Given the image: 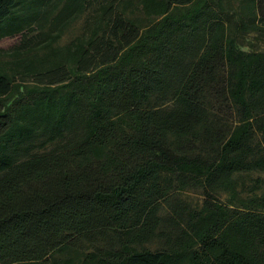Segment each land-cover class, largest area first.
Returning a JSON list of instances; mask_svg holds the SVG:
<instances>
[{"label": "trees", "instance_id": "16d2710c", "mask_svg": "<svg viewBox=\"0 0 264 264\" xmlns=\"http://www.w3.org/2000/svg\"><path fill=\"white\" fill-rule=\"evenodd\" d=\"M250 33L264 0H0V264H264Z\"/></svg>", "mask_w": 264, "mask_h": 264}, {"label": "rangeland", "instance_id": "374dc122", "mask_svg": "<svg viewBox=\"0 0 264 264\" xmlns=\"http://www.w3.org/2000/svg\"><path fill=\"white\" fill-rule=\"evenodd\" d=\"M86 16L87 15L84 14V16L80 20H78L69 28V30L62 39L63 43L71 41L81 32L85 23ZM19 41H20V35L8 36L0 40V47L7 49L16 45ZM238 46L246 51H251V50L264 51V39L261 36L257 35L256 33H250L239 38ZM49 148L50 147H48L47 149ZM181 195L186 200L191 202L193 205H200L204 198L203 195H201L200 191H196V190H186L183 191ZM221 199L225 200L226 196L222 195Z\"/></svg>", "mask_w": 264, "mask_h": 264}]
</instances>
